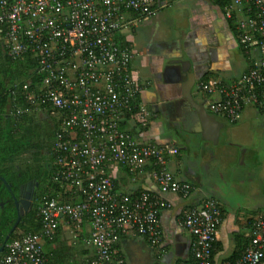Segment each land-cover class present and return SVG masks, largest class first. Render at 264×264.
Here are the masks:
<instances>
[{"label":"built area","instance_id":"built-area-1","mask_svg":"<svg viewBox=\"0 0 264 264\" xmlns=\"http://www.w3.org/2000/svg\"><path fill=\"white\" fill-rule=\"evenodd\" d=\"M155 1L0 0V39L7 54L27 51L39 59L43 71L42 92L27 96L31 106L39 110L48 103L59 121L64 117L52 147L57 165L52 181L70 199L79 198L67 203L58 196L43 197L39 231L7 243L1 264H44V243L53 241L60 219L73 228L75 238L88 221L84 243L94 254L86 264H125L116 245L126 237L157 245L159 214L169 204L149 193L132 197L120 192L108 169L124 167L135 177L148 165L160 191L190 198L192 188L167 167V157L177 150L140 142L119 126L131 106L141 128L151 115L138 100L141 86L128 69L131 52L113 36L150 17ZM222 12L251 67L228 84L200 83V90L210 98L207 110L234 124L244 107L264 106V0H224ZM221 220L219 204L211 198L182 209L178 225L193 238L192 259L184 264H214ZM250 237L234 264L264 263V213L252 218Z\"/></svg>","mask_w":264,"mask_h":264},{"label":"crops","instance_id":"crops-1","mask_svg":"<svg viewBox=\"0 0 264 264\" xmlns=\"http://www.w3.org/2000/svg\"><path fill=\"white\" fill-rule=\"evenodd\" d=\"M113 37L131 52L129 68L141 86L138 99L151 115L144 131L132 123L125 130L140 142L176 149L175 155L167 157L168 170L176 180L192 188L190 198L183 200L178 194L160 191L147 175L148 170L130 177L122 167L108 169L107 174L120 192L132 194L141 189L158 195L170 206L159 214L161 238L157 245L143 237H126L116 245L117 250L125 264L190 262L193 238L178 225L180 214L186 205L196 206L211 198L222 212L212 261L229 264L230 256L249 242L252 218L264 213V167L261 174L250 168H234L239 157L235 153L229 158L223 151L232 143L230 134L224 133L227 123L208 110L224 127L215 143L203 140L200 120L181 85L192 81L193 103L206 107L210 98L200 90V83L228 84L245 73L251 61L242 53L232 24L224 19L215 0H156L150 17ZM179 64L186 69L188 78L184 76L183 82L177 84L166 69ZM248 121H254L256 128L264 132V106L244 107L240 119L232 125ZM71 229L60 219L57 241L51 245L58 252L51 254L49 264H86L92 258V247L84 243L89 235L88 221L76 232L77 238Z\"/></svg>","mask_w":264,"mask_h":264},{"label":"trees","instance_id":"trees-1","mask_svg":"<svg viewBox=\"0 0 264 264\" xmlns=\"http://www.w3.org/2000/svg\"><path fill=\"white\" fill-rule=\"evenodd\" d=\"M215 1L218 2L221 8L223 7L224 0ZM118 46L128 48L123 44H118ZM128 69L130 70L129 66ZM43 78V71L37 57L27 51L16 57L8 55L3 39H0V177L5 180L7 185H11L13 178L19 171L25 175V178H35L41 184L37 201L21 217L5 245L11 240L21 238L27 234H35L39 231L41 223L37 213L43 197L55 198L58 196L60 200L62 198V202L67 203L79 200L78 197L70 199L71 194L65 192L52 181L57 171V165L52 156V147L56 133L60 130L59 122L64 117L59 121L56 111L48 103L40 104L39 110L33 108L27 97L29 93L42 92L40 90ZM24 86H26V89H24ZM137 113V110L132 106L130 111H125L123 121L119 124L120 129L124 130L132 123L139 131H144L146 128L140 127ZM128 133L131 135L130 132ZM133 139L135 138L133 137ZM24 154L31 155L30 164L27 159L23 158ZM122 168L126 170V168ZM149 169L150 167L146 165L142 169V173H146ZM126 172L128 173L127 170ZM128 175L133 177L129 173ZM140 193L154 195L141 189L131 195H133L132 197H138ZM6 196H8L7 189L0 180V198L5 201L4 197ZM155 196L160 198L158 195ZM188 206L191 205L185 207ZM15 220L16 211L12 205L5 207L0 214V245L11 230ZM250 240L251 237H249V242L242 250L230 256L229 264L235 263L242 251L249 245ZM56 241L57 236L53 241L44 243L43 252L46 258L44 264H49L51 254L54 251L58 252V249H51V245ZM5 253L6 248L4 246L2 253H0V261Z\"/></svg>","mask_w":264,"mask_h":264},{"label":"rangeland","instance_id":"rangeland-1","mask_svg":"<svg viewBox=\"0 0 264 264\" xmlns=\"http://www.w3.org/2000/svg\"><path fill=\"white\" fill-rule=\"evenodd\" d=\"M224 133L230 134L229 139L232 143L224 147L223 151L229 158L235 157L233 155L235 153L236 157H239L234 168L238 170L250 168L255 174H261L264 167V132L256 128L254 121H248L241 125L227 123ZM226 138L225 135L224 139ZM229 168L231 169L230 165Z\"/></svg>","mask_w":264,"mask_h":264},{"label":"water","instance_id":"water-1","mask_svg":"<svg viewBox=\"0 0 264 264\" xmlns=\"http://www.w3.org/2000/svg\"><path fill=\"white\" fill-rule=\"evenodd\" d=\"M180 66H176V67H168V69H166V72L170 73L173 75L172 81L174 83H181L183 82L184 76L187 74L186 69L184 68L183 65L179 64ZM185 78H188V75L185 76ZM190 79V77H189ZM183 86V90L185 91L186 94V98L191 102V104L193 105L194 109L196 110V113L198 115V119L200 120L201 123V127H202V139L206 140V141H210L215 143L217 141L218 138V133L219 130L221 128L224 127V124L220 123L219 121H217L212 115H210L207 112V106L203 107V105L201 103H193L192 101V97H191V88L193 86L192 81L190 82V80H187L185 83H182L181 87ZM0 180L3 182V184L5 185L6 189L8 191H10V188L8 187V185L6 184L5 180L3 178L0 177ZM21 194L19 193V196ZM12 201L13 204L15 205V211H16V220L14 225L12 226L11 230L9 231V233L5 236V238L2 241V244L0 245V253H2L5 243L7 242V240L9 239L10 235L12 234V232L14 231L16 225L19 223L21 217L27 213V209L29 206V202L28 201H24V200H20L21 204L23 205V210L18 209V207H16V204L18 202L17 199H15L12 195ZM9 205L8 201H2L0 199V214L2 212V210L7 207Z\"/></svg>","mask_w":264,"mask_h":264},{"label":"flooded vegetation","instance_id":"flooded-vegetation-1","mask_svg":"<svg viewBox=\"0 0 264 264\" xmlns=\"http://www.w3.org/2000/svg\"><path fill=\"white\" fill-rule=\"evenodd\" d=\"M23 158L27 159L28 160L27 162L30 164L31 162L30 158H32L30 154H24ZM8 187L10 188V191L7 190L8 196L4 197L5 198L4 200L8 201L9 203L8 206L12 205V207L15 208V205L13 204L12 201V195H13V197L18 200L16 207H18V209L20 210H23V205L21 204L20 200H24V201L26 200L30 203L29 206H27L28 207L27 212L30 210L32 205L37 201V196L41 190V184L39 181H37L35 178H29V177L25 178V175L21 174L19 171L16 173L15 178H13L11 185H8ZM19 193L21 194L20 196ZM0 199L3 201L2 198Z\"/></svg>","mask_w":264,"mask_h":264}]
</instances>
